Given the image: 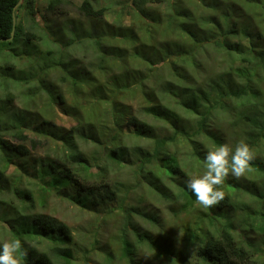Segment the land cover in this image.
<instances>
[{
    "label": "trees",
    "instance_id": "obj_1",
    "mask_svg": "<svg viewBox=\"0 0 264 264\" xmlns=\"http://www.w3.org/2000/svg\"><path fill=\"white\" fill-rule=\"evenodd\" d=\"M20 1L0 0V233L21 240V264H93L88 256L77 260L71 228L45 214L55 196L121 217L111 243L95 236L91 244L103 252L98 264H142L146 249L188 264L181 251L161 245L159 215L127 206L122 195L142 188V197L165 200L174 217L201 214L180 181L185 168L205 169L208 151L230 141L234 149L240 140L255 158L243 177L228 176L219 204L203 207L197 261L264 264V0H128L130 10L112 23L113 5L84 0L82 19L62 25L54 18L64 16L66 0L45 7L23 0L15 12ZM22 11L35 28L23 24ZM77 50L87 53L86 65ZM25 57L33 58L28 72L18 68ZM56 109L72 125L57 126ZM179 143L189 146L191 163L170 150ZM40 149L46 156L36 155ZM11 167L24 173L13 182ZM123 169L134 187L115 181Z\"/></svg>",
    "mask_w": 264,
    "mask_h": 264
},
{
    "label": "rangeland",
    "instance_id": "obj_2",
    "mask_svg": "<svg viewBox=\"0 0 264 264\" xmlns=\"http://www.w3.org/2000/svg\"><path fill=\"white\" fill-rule=\"evenodd\" d=\"M40 6H46L47 1L49 0H40ZM84 0H66L67 5L63 9L65 10L64 16L61 18H54L56 23L58 25H62L64 23L69 22H77L82 19V17L79 16V6ZM98 7H110L113 5L112 13L106 18L107 22L112 23L115 18L116 14L120 13L122 11L128 12L130 10V5L128 0H97ZM97 6V5H96ZM22 20L24 25H28L31 28H35L36 26L33 24V22L25 17L23 11H22ZM126 24H132V22L129 20V17H126L125 19ZM99 25H104L103 23H98ZM46 30V24H43L41 22V27ZM36 35V34H35ZM38 36V35H36ZM53 41V40H52ZM34 44L38 45L40 50L45 51L46 47L44 46L43 42L35 40L33 41ZM84 48V46H83ZM84 50H77L74 52V56L76 60L83 61L82 66L86 65L88 55ZM33 58L25 57L23 59H20V62L18 63V68H22L23 71L28 72L33 67ZM164 64H161L162 66ZM52 81L54 83L59 82L57 78H53ZM61 84V83H60ZM58 84L57 86H62ZM11 92H13L15 95H18V91L15 88H11ZM64 92L66 93V97L69 98L70 92L67 90V88L64 89ZM42 100L43 102H46V97ZM140 97L137 96L133 100L134 109L137 110L138 103L140 101ZM192 103V102H191ZM14 107L16 110L22 109V101L19 98H16L14 101ZM48 104V101H47ZM43 106H38V109H42ZM61 111V110H60ZM59 110L56 109V112L58 113V119H53L56 122L57 126H66L68 124L72 125V122L67 118V116H62ZM159 134H172V132H159ZM229 144L232 146V142L230 141ZM170 150L172 152H176L178 155L179 160L185 163H191L188 159V153L189 146H187L185 143H179L176 147L172 146L170 147ZM48 152L45 150L40 149L38 152H36V155L44 157L46 156ZM18 168L11 167V173L7 175L9 180L13 182V180L19 179L21 174L20 171H17ZM186 172L188 173V178L180 180L182 181V184H186V181L192 177V176H199L202 175L205 169H199L194 170V172H191L192 167L188 166L185 168ZM186 173V174H187ZM115 181H120L122 183L128 182L130 186L134 187L133 185V177L132 174L129 173L127 170L123 169L121 170L117 175H115ZM30 178L29 176H24V181H28ZM125 181V182H124ZM167 183H169V180H166ZM145 189L139 188V189H130V193L122 195L123 197L127 196V206L131 207H140L142 209H147V211H154L156 212L159 217L162 219L163 225L161 228L154 229L155 234L159 235L164 242H162L161 245L163 246H169V249L172 251H181L182 254V260L185 263L188 264H199L197 261V251L199 247L203 246V236L201 235V232L196 231L197 223L199 222V217L201 214L203 215V206H201L199 212L201 214H195L194 216H185L182 214L181 216L174 217L171 215L169 206L167 202L163 199H159L158 197H151L147 195V197L142 195L145 193ZM264 209V207H262ZM264 211V210H263ZM45 214L50 215L60 222H63L67 224L75 236V254L77 260H82L85 256H88L91 260V263L98 264L102 262V259L104 258L103 252L99 248L96 252H93V249L91 247V244L94 242L95 236L99 239L100 244L105 243H111L112 238L116 235L118 230L120 229V223L122 222L121 217H109L104 214L97 215L94 212H87L82 210L79 206H77L75 203L63 199L60 197H53L50 200L49 203V209L45 212ZM212 215V214H210ZM239 220V218H237ZM159 229V230H158ZM204 234H207V226L203 225L202 227ZM180 230H182L183 236H180ZM0 240L5 237L7 238V241H11L9 235H5L3 233H0ZM50 242L49 240H46ZM105 246V245H104ZM86 252H89L90 254L84 255ZM102 253V255H101ZM149 256V257H146ZM141 258L143 259L142 264H172V261H165L160 260L159 257L149 252V250L146 249V251L142 252ZM182 264V262H180ZM178 263V264H180ZM21 264V261H20Z\"/></svg>",
    "mask_w": 264,
    "mask_h": 264
},
{
    "label": "clouds",
    "instance_id": "obj_3",
    "mask_svg": "<svg viewBox=\"0 0 264 264\" xmlns=\"http://www.w3.org/2000/svg\"><path fill=\"white\" fill-rule=\"evenodd\" d=\"M254 158L253 149L244 140H240L234 149L228 143L222 144L207 152L205 171L202 175L190 177L186 186L201 206L214 207L225 198L223 185L228 176L231 174L236 179L243 177ZM180 236H183L182 230ZM21 252V240L4 241L0 246V264H20L17 253Z\"/></svg>",
    "mask_w": 264,
    "mask_h": 264
},
{
    "label": "water",
    "instance_id": "obj_4",
    "mask_svg": "<svg viewBox=\"0 0 264 264\" xmlns=\"http://www.w3.org/2000/svg\"><path fill=\"white\" fill-rule=\"evenodd\" d=\"M22 1L23 0H21L20 1V3L17 5V7L15 8V12H16V10L21 6V4H22ZM15 12H14V32H13V34H12V38L10 39V40H13V38H14V33H15V26H16V17H15Z\"/></svg>",
    "mask_w": 264,
    "mask_h": 264
}]
</instances>
